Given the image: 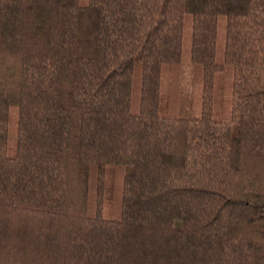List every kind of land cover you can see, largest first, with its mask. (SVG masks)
<instances>
[{
	"label": "trees",
	"instance_id": "trees-1",
	"mask_svg": "<svg viewBox=\"0 0 264 264\" xmlns=\"http://www.w3.org/2000/svg\"><path fill=\"white\" fill-rule=\"evenodd\" d=\"M0 264H264V0H0Z\"/></svg>",
	"mask_w": 264,
	"mask_h": 264
}]
</instances>
